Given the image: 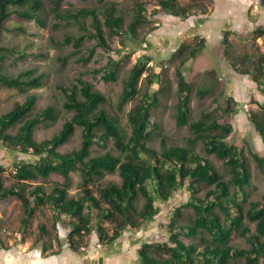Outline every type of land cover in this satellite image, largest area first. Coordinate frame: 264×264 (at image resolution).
<instances>
[{
  "label": "trees",
  "instance_id": "obj_1",
  "mask_svg": "<svg viewBox=\"0 0 264 264\" xmlns=\"http://www.w3.org/2000/svg\"><path fill=\"white\" fill-rule=\"evenodd\" d=\"M61 2L51 0V10L59 21L78 27L80 35L75 38V46L88 38L107 54L112 52L111 38L139 39L136 32L151 17L146 9L149 3L157 7L154 12L162 11L173 18L185 19L195 17L196 13H205L203 8L195 12L192 6H182L177 0H139L132 8L131 22L125 26L124 16L114 5L62 12L58 11ZM43 12L42 0H0V90L26 94L29 90L43 87V73L36 74L30 69L12 76L4 71L3 64L8 54L18 59L25 54L2 45L4 34L11 29L20 30L18 26L10 28L9 20L34 21L45 27ZM156 30V27H150L145 34ZM251 35L254 42L261 39L264 46V29H256ZM71 39L67 36L65 43ZM195 40L193 44L179 43L173 54L179 62L175 70L177 104L174 117L177 127H188L192 134L186 139L187 146H168L164 138L159 148L149 145L160 128L152 121L151 110L158 100L148 91L153 81L145 56L123 80L116 103L120 112L130 101L137 100L127 114L129 131L121 126L117 116L106 110V97L90 82L81 79L70 87L59 88L63 97L62 108L72 116L49 139L37 142L35 131L39 126L54 122L59 111L48 106L34 114L38 101L35 94H27L22 103L15 104L0 116L2 156L8 151L28 157L13 162V184L10 186H4L1 179L8 167L0 163V202L16 198L22 207L20 242H25V231L37 211L45 208L51 213L56 235L54 240L47 241L48 230L44 225L38 226L35 246L41 243L42 258L59 255L62 244L71 253L82 256L93 235L97 245L108 249L125 230L139 231L151 223L160 212L157 203L168 206L180 190L186 189L189 201L185 207L193 211V219L188 225L179 224L184 206H175L167 225L166 242H143L136 251L139 264H230L231 261L264 264V194L259 201L248 199L245 188L251 185V167L242 149L229 141L234 133L230 116L235 111V101L228 94L219 116L203 111L199 120L191 122L189 119L192 96L203 99L211 93L209 89L194 90L182 73L185 64L196 59L205 48L204 38ZM222 43L224 46L228 44L226 33ZM124 48L125 42L121 41V49ZM231 62L233 72L252 78L264 96V53L258 54L251 62V70L239 69L233 60ZM106 67L101 80L105 83L117 81L116 67L112 70ZM142 78L146 80L147 91L140 94L138 85ZM247 119L264 148V106L259 105L258 112L251 111ZM77 128L81 130L79 148L60 152L59 149L69 142ZM197 142L203 145L202 155L193 151ZM109 144L113 150H107ZM94 146L104 152L92 156ZM209 156L223 163L229 176L227 180L208 159ZM252 158L264 179V154L252 153ZM73 174L78 177V191L74 195L69 193ZM52 175L60 177L62 182L52 183L48 189L43 184L30 187L29 182L46 181ZM108 176H117L119 181L103 183ZM203 191V196H200ZM60 229L66 231L63 239L60 238ZM233 234L244 239L248 248L233 247ZM199 236L203 242L200 251L193 241H184V238L193 240ZM0 249L7 251L10 246L0 239Z\"/></svg>",
  "mask_w": 264,
  "mask_h": 264
},
{
  "label": "rangeland",
  "instance_id": "obj_2",
  "mask_svg": "<svg viewBox=\"0 0 264 264\" xmlns=\"http://www.w3.org/2000/svg\"><path fill=\"white\" fill-rule=\"evenodd\" d=\"M42 1L44 12L41 16L45 21V27H41L34 21L9 20L10 28L18 26L20 30L11 29L9 33L4 34L2 45L15 52L25 54L22 59H18L15 55H7L3 69L8 75L15 76L20 72L32 69L36 74H44V85L40 89L29 90L26 94L14 90H0V116L9 112L15 104L22 103L27 94H35L38 101L33 110L34 114L41 110L40 108L48 106H53L59 111L54 122L39 126L35 131L34 139L37 142L49 139L72 116L62 108L63 97L59 88L70 87L76 83L77 79H81L90 82L97 91L106 97V110L111 115L117 116L121 126L129 131L127 114L137 104V100L130 101L120 112L116 109V103L122 90L123 80L128 77L132 67L145 56L144 61L148 62L147 66L150 68L153 81L148 91L150 94H155L158 100L156 107L151 110L152 121L160 128L154 134L149 145L159 148L160 141L164 138L168 146H187L186 139L192 134L188 127H177L174 117L177 104L175 70L179 62L173 57V54L179 43L193 44L196 38L206 37L208 43L202 53L182 68L184 77L192 83L194 90L203 88L211 91L203 99H198L195 95L192 96L189 119L191 122L199 120L203 111H211L214 116H219L227 95H231L236 104L235 111L230 116L234 133L229 141L242 149L251 167V185L245 188L248 199L250 201L261 199L264 194V179L256 169L252 153L263 156L264 148L247 117L251 111L258 112L259 105L264 106V96L257 89L252 78L236 74L230 65L233 60L239 69L251 70V62L258 54L264 53L262 40L258 39L254 42L251 35L256 29H264V0H199L198 2L177 0L178 4L182 6H192L196 10L195 12H199L198 8L205 10L203 15L196 13L195 17L185 19L173 18L162 11L154 12L158 10L157 7L155 4L149 3L146 5V9L147 14H150L151 17L136 32L139 39L111 38L109 41L112 52L108 54L97 47L94 40L88 38L76 47L75 38L80 35L78 27L59 21L51 10L53 8L51 0ZM137 1L139 0H62L58 11L74 12L81 8L101 9L103 6L114 5L118 13L124 16L126 26L132 20L131 11ZM86 23L89 27L90 21L88 20ZM153 26L157 30L146 35L145 33ZM224 33H226L228 43L226 46L222 43ZM67 36L72 38L69 43H65ZM121 41L125 42L124 49H121ZM86 59L89 60L84 62ZM106 66H109L111 70L116 67L117 81L105 83L101 80L103 69ZM96 72L99 73L95 74ZM143 78L138 85L140 94L147 91L146 80ZM80 143L81 130L77 128L74 136L59 151L76 150ZM202 149L201 142H197L193 147V151L200 155L204 154ZM107 150H113L112 144L107 146ZM103 152L98 146L92 148V156ZM1 153L0 150V163L8 167L1 175V179L4 186H10L13 184L11 169L13 162L26 160L28 157L8 151L7 154H4L5 156H2ZM113 154L117 153L113 152ZM208 159L227 180L229 176L225 172L223 163L213 156H209ZM109 180L118 182L119 178L108 176L103 183ZM60 182H62L60 177L52 175L46 181L29 182V184L30 187L43 184L48 189L52 183ZM77 183L78 177L73 174L70 194L74 195L78 191ZM203 194L204 191L200 193V196ZM188 201L189 194L186 189L180 190L170 205L164 206L162 203H157L160 208L158 216L151 223L145 225L142 230H125L122 237L105 251L104 248H97L93 235L84 254L77 257L86 260L91 250L90 247H93V250L100 254L98 264H103L99 261H103L104 257L112 258L113 263L111 264H139L136 251L143 242H166L168 238L167 225L175 206H184L179 224L188 225L190 223L193 219V211L185 207ZM21 213L22 207L16 198H8L0 202V239L4 244L10 246L11 250L29 258L28 256L35 249L40 251L41 243L35 246L39 233L38 226L44 225L48 230L47 241L54 240L56 233L52 227L51 213L48 209L43 208L37 211L29 228L25 231V242H20L19 220ZM250 226L253 229V225ZM65 232L64 229H60L61 239L64 238ZM184 241L186 243L193 241L198 246V251L203 247L201 236L193 240L184 238ZM62 245L64 247L65 244ZM231 245L238 249L248 248L246 241L235 234L231 237ZM68 254L72 253L66 251L64 256ZM6 255L5 251L0 249V264L7 263ZM9 264L12 263L9 262ZM230 264L247 263L231 261Z\"/></svg>",
  "mask_w": 264,
  "mask_h": 264
},
{
  "label": "crops",
  "instance_id": "obj_3",
  "mask_svg": "<svg viewBox=\"0 0 264 264\" xmlns=\"http://www.w3.org/2000/svg\"><path fill=\"white\" fill-rule=\"evenodd\" d=\"M202 38H204L207 41L206 43H208V40L206 37H202ZM96 246L97 248L101 247L99 245H96ZM90 249L91 250L89 251V254H88L89 256L86 260L83 258L81 259L80 257H77L78 255H75L73 253L64 256L66 251H69L65 245L64 247H62V251L59 255L51 256L48 258H42L41 251H38L36 249L32 251L31 255L28 256L29 258L25 257L19 252H16L10 249L8 251H5V254H7L6 264H9V262H11L12 264H42V263H46V264H98V257L100 254L96 250H93V247H90ZM102 259L103 261L100 260L99 262H102L103 264L113 263L112 258L110 257L108 258L104 257Z\"/></svg>",
  "mask_w": 264,
  "mask_h": 264
}]
</instances>
